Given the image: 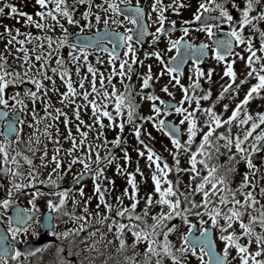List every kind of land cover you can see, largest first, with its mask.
<instances>
[{
  "label": "snow or ice",
  "instance_id": "snow-or-ice-1",
  "mask_svg": "<svg viewBox=\"0 0 264 264\" xmlns=\"http://www.w3.org/2000/svg\"><path fill=\"white\" fill-rule=\"evenodd\" d=\"M34 3L38 6L35 9V16L39 19H34L32 12L21 10L16 3H11L10 0H3V3H0V13L17 21H20V17L23 16L24 25H34L41 30L47 29L49 33L54 31L56 27L61 30L57 36L42 33L34 34L31 31H22L19 27L0 21V23H3V35H0V39L7 36V42L3 45V48L8 51L16 60L19 68L22 69L21 71L12 68L8 63V56L0 51V105L7 106L6 87L8 85H21L24 81H30L34 85V87L25 86L23 88L25 96L32 101V120L25 121L22 116H17L13 121L5 120V130L0 132V137H3L0 140V165H4V174L11 173L8 176L10 183L6 185L9 189V199H0V205L7 209L9 204L14 202L10 199L13 186L16 189L25 186L15 179L16 176H24V173L19 170L21 161L18 157H22L30 166L29 176H32V179L27 180V185L36 183L55 185L58 182L60 173L58 172L56 177H53L52 172L60 169L65 164V161L60 158L62 145L58 126L55 127V136L49 131L53 128V124H46L39 129L48 140L54 143V151L50 157H48L47 143L44 144V151L40 152V165H47L49 161L55 165V168L48 173L47 179H37L39 173L36 167H32L33 160L31 156L26 155L19 148L10 154L9 148L14 143L12 136L15 137V141L21 139L22 127L19 126L27 123L31 127L33 121H35L36 127L39 128V122L45 117H52L55 122L63 114V123L66 128V135L63 139L69 142V146L65 149L68 162L63 167V171L68 173L74 164L83 165L81 170L72 177V182L77 183L85 174L92 176L94 182L93 195L96 196V203L90 210L89 202L92 200V196H88L83 199L81 211L77 213L75 208L80 201L75 196L71 197L72 210L63 211V215L68 216L71 221H79V223L76 227L64 229L63 232L53 231L52 224L54 222L51 217H49L48 224L41 221L36 223L45 228L46 231L52 232L56 237L67 238L69 254L72 251V241L75 239L73 234L78 236L81 231L89 228L93 219L96 224L106 227L107 232L112 233V236H107L106 232H102L98 228H92L88 236L81 237V242L96 236L97 233L101 238L106 239L105 249L112 244L113 239L117 242L112 245L114 253L104 254L100 251L99 241L96 239L91 240L90 243L84 245V251L88 255L80 257L78 264H94V258L99 255H104L100 264H165V258H170L171 264H189L186 253L195 256L200 264H231L232 260H235V264H264V185L258 184L255 173L261 171V167L254 163V154L264 151V127L254 131L259 125L264 124V110L250 112L248 109V102L253 97L264 99V91H262L264 89V55L257 54L258 51L264 53V29H260L258 23L254 22L264 20V0H243V7L237 3V0H231V7L237 10L238 18H234L226 6L228 0H199L198 7L192 16L193 20H200L202 13L203 19L207 20L208 14L215 10L218 12L215 19L222 24L229 25L226 30H223L226 34L213 41V55L219 60H224L225 55L229 54L234 57L239 56L245 61V71L242 77L237 80V73L233 68L234 61H226L224 73L230 79L222 85L216 98L210 104L203 106L200 103L201 95L195 92L193 95H189L185 86L180 85L182 89H185V95L182 96L179 103L171 106V110L181 114L180 123L186 122V128L182 130L184 139H181L178 134L181 130L177 128L176 123L166 122L162 118L152 119L160 112L167 115L170 110L169 107L161 109L153 103L150 116L137 117L136 114L139 105L132 95V84L130 82L133 67L132 62L127 59L129 52H131V61L136 60V52L131 43L134 38L133 31L128 27H125L123 31H114L113 26L122 25L125 21L129 22L138 30L135 35L136 43H142V38L147 32V26L144 22L145 9L141 6L139 0L135 5H130L125 0H119V2L118 0H103L102 3L95 4L93 0H34ZM105 3L107 4L106 9L104 8ZM81 4H87V7L83 9L79 18H77L76 9ZM121 4L124 5L123 8ZM164 7L160 0H151L150 9L156 11L159 24L153 34V41L158 38L156 34L165 32ZM5 8L8 9L7 12L4 11ZM93 8L103 9L105 13L111 10L113 13L111 18L106 14L103 16L104 32L126 45L124 48L125 59L119 60L118 71L116 67L112 68L107 77L101 72L99 83H97V69L89 61L88 49L93 47L97 52L101 51V48L104 51H110L112 55L108 57V61L109 64H113V57L116 55L115 40L112 41L113 47L111 49L103 45L78 44L76 40L68 38L70 34L67 32L64 23L66 21L69 25H80L77 31L71 35H85L83 30L91 26L92 19L94 18L95 22L99 23L102 18L101 12L99 10L93 11ZM172 10L175 12L178 8ZM254 10L255 15H252L251 13ZM122 14L124 18L119 19ZM147 15L151 19V11H148ZM49 18L51 22L46 23ZM81 19L85 21L82 25L80 23ZM174 24L175 21L169 22L170 27ZM246 25L250 28L247 35L244 33ZM199 27L209 37H213V29L218 25L201 23ZM99 31L97 29V32ZM187 31V28L183 29V32L186 33ZM254 32H258L259 35V49L253 44ZM36 41H39L40 44L36 45ZM29 42L33 44L31 51L26 46ZM151 42L149 41V43ZM13 43L15 52L9 48V44ZM45 43L48 46L47 52L43 48ZM181 43L186 45V54L189 49L193 50V59L196 64H199V60L195 56V50L198 49L200 54L203 55L204 50L208 47L207 43L201 41L200 44L196 45L192 44L191 41L170 38L167 47L179 50ZM241 44L244 45L247 56L244 53L231 52L235 45ZM65 45L68 46V57L71 63L75 65V73L78 77L75 83L72 79V71L66 66L65 58L60 53V49ZM38 47L39 51H37ZM21 52L23 55L19 56L18 53ZM145 55L159 57L160 52H145ZM53 56H55L54 65L49 64ZM172 59L173 57H169V60ZM97 60L103 63L99 60V57H97ZM81 63L87 68V72L83 75L80 74ZM125 66H127V72H125ZM33 67L36 69L35 73H33ZM166 67L168 66L166 65ZM195 71L197 76L202 75L200 68H195ZM49 72H51V75ZM168 72H179V68L168 67ZM210 72L211 69H209ZM88 73L91 74L90 79H88ZM137 74L142 77L139 87L143 89L149 84L152 77L150 67L148 71ZM57 75L62 85L65 86L63 92L57 87ZM113 76L119 77L123 84L122 89L117 87L113 81ZM125 76L128 77L129 82H125ZM250 77H254L255 82L250 83L242 98L235 101L230 113L227 116H222L221 112L216 111V102L224 97L228 91L231 92L229 99L237 96L239 86ZM86 79H88L87 85ZM173 79L179 83L180 77L176 75ZM43 80H48L49 84H44ZM105 84L108 87H105ZM191 86L193 88L201 87L198 79L193 80ZM78 88L80 89L79 92L77 91ZM50 91L58 94L61 104L67 102L74 106V118L76 120L74 125H70L68 114L66 112L62 113L60 107L54 109L55 115L53 112L48 111L51 106L50 97L48 96ZM164 91H168L167 85H164ZM139 94L142 97L144 95L143 92ZM147 95L152 100L160 99L153 93ZM70 96L72 99H69ZM76 96H79L80 100H76ZM210 97L211 89L204 90L203 99L207 100ZM11 99L22 110L27 109L28 106L25 100L20 97L19 91L14 89ZM38 99H40L44 109L42 116L37 114L38 110L35 107ZM193 99L195 105L191 106ZM185 100L189 102L187 106L184 105ZM222 107L227 110L229 104L224 103ZM82 111L89 114L90 122L81 116ZM198 111L201 115H197ZM4 114L7 115V113ZM105 120L107 124H105ZM144 120H151L156 127L163 129L170 136L171 143L176 149V151L168 149L176 162L174 170L178 175L174 179H170L168 176V172L172 171L173 167L167 161L161 163L159 154H156L152 147L140 139L141 123ZM126 123L134 125L132 131L146 149L149 167L152 168L154 163V168L151 171L153 188L152 191L145 192L144 205L139 211H136L138 201L141 199L138 194L137 181L134 173L126 170V164L122 166L116 163L115 165L116 172L123 173L127 180L126 186L115 197L116 203H112L109 199L111 187L114 186L113 177L105 174V166L117 159L109 145H119L121 143V132ZM233 123L236 126L235 132H233ZM245 125L247 126L245 127ZM73 126L76 129V134H73ZM106 127L109 129L118 128L120 131H116L112 139L109 140L105 135ZM91 132H94V136L90 138ZM149 135L151 134L149 133ZM31 136L36 138L37 143L40 142L36 131H33ZM102 148L105 149L103 155H101ZM233 148L235 151L232 150ZM181 149L188 154L190 167L187 169L179 167ZM30 151L34 153V147ZM136 151L140 155H145V152L139 148ZM123 152V159L127 162L129 160L127 149H123ZM221 155H225L226 159L221 161L219 159ZM46 157L48 158L46 159ZM240 160H243L246 168L251 170L252 178H249L250 172L246 170L242 173V178L233 186V174L237 171V163ZM92 163H95L94 169L91 167ZM198 165L201 168L200 171L197 170ZM135 171L140 173L143 178V173L138 165ZM185 171L189 173L188 182L186 183L188 191L180 188L182 173ZM104 179H107L109 184H103ZM194 179H196V183L193 187L191 182ZM129 186L131 187L130 191ZM68 191V189L58 190V200L54 202L49 199L47 201L48 208L56 211L64 209ZM75 191L83 197V185ZM153 193L156 194L155 197ZM195 193L200 194L199 199L194 198ZM42 194L39 190H35L29 202L33 203L35 207V196ZM50 195L52 194L50 193ZM123 197H128L130 203L124 204ZM101 205H103L102 211ZM157 205H159V208L152 211V208ZM28 211L27 209L23 211L17 209L15 222H13L11 216L8 218L7 233H10L13 238L19 239V233L27 234L29 231L34 236L40 235L36 231L35 224H30ZM190 216H195L199 220L200 235H191L194 225L193 220L189 219ZM177 217L183 224L187 225V231L178 234L180 247H176L170 239V235L178 230V225L172 222L173 218ZM209 224L212 226L211 228L208 226ZM213 229H215V235L223 242L220 251L215 249ZM141 244L143 245L142 251ZM52 247H54V259L43 261L42 264H67L65 257L61 254L64 248L63 244L53 245L51 241H45L43 244L34 245L25 239L21 248L14 241H8L6 235L0 234V264H9V258H11L13 264H24L20 259L22 256L27 259L37 252ZM232 249L235 250V256L231 254ZM75 251L80 256L78 246ZM129 252L130 254H126ZM137 256L141 258L137 259ZM205 256L208 258L205 259ZM89 257L93 259H89ZM36 264H41V262L37 261Z\"/></svg>",
  "mask_w": 264,
  "mask_h": 264
},
{
  "label": "rangeland",
  "instance_id": "rangeland-1",
  "mask_svg": "<svg viewBox=\"0 0 264 264\" xmlns=\"http://www.w3.org/2000/svg\"><path fill=\"white\" fill-rule=\"evenodd\" d=\"M10 2L16 3L18 8H20L23 11L32 12L34 19H39L38 17L35 16V9L38 6L35 5L34 0H10ZM0 3H3V0H0ZM237 3L241 7H243V0H237ZM226 6L229 8V11L231 12L232 16L234 18H238L239 14H238L237 10L235 8L231 7V0H228V3L226 4ZM84 8L85 7H83L81 5H79L77 7V9H76L77 18H79L80 13L83 11ZM257 10H259V9H257ZM4 11L7 12L8 9L5 8ZM110 13H111V10H108L106 13L104 10H102L101 21L99 23H97V22H95V20L93 18L91 26L89 28H85L83 31L89 30L90 28H94L96 26H100L103 23V16L105 14L109 16ZM251 14L255 15V10ZM23 20H24L23 16L20 17V21H17L14 18L6 17L3 13H0V21H2L3 23H7L11 26H14V27H19V28H21L22 31L27 30V31L33 32L34 34L35 33H42L44 35L50 34L53 36H57L60 34L61 30L59 27H56L54 29V31L49 33L47 29L41 30V29L36 28L34 25H24ZM155 21H156V22H154L155 26L159 25L158 19H156ZM50 22H51V20L49 18V20H47L46 23H50ZM3 23H0V35H3V33H2ZM64 23L66 25L67 32L70 34L68 38L71 40V38L73 36L71 34L75 33L77 31V28L80 27V25H69V24H67L66 21ZM80 23L82 25L85 23V21L83 19H81ZM255 23H258V25L261 27L260 29H264V20H259V21H256ZM123 27L125 28L126 25L123 24ZM244 33H245V35L248 34V25L245 26ZM6 42H7V36H4L3 39H0V51H3L4 54L6 56H8V63L11 65L12 68H15L17 70L22 71V69L19 68V65L17 64L16 60L8 53L7 50H5L3 48V45ZM35 43H36V45L40 44L39 41H36ZM131 43H132V45L135 49V52H136V60L131 61V56H132L131 52H129L127 59L130 62H132V67H134V66L138 67V71L136 73L133 72V74L131 75V79H130V82L132 84V95L135 97L136 103L139 105V107L137 109V113H136L137 117H139V116H150L152 114L151 105L153 103H155L158 107H160L162 109V103H161L160 99L152 100V99L148 98V95H147L148 93H153L157 97H160L161 95H166L170 98L177 99L180 102L182 96L185 95V89H182L180 87V85L181 84L184 85L185 88L187 89V93L189 95H192L190 88H192L191 85H192L193 80L198 79L199 83L201 85V88H203L205 90L210 88L211 91H213V90L214 91H217V90L220 91L222 85L227 83L228 80L230 79L227 76V74L224 73V69L226 67L225 62L228 60L234 61L233 62V68L237 73V80L242 77V75L245 71L244 59L240 58L239 56L234 57L232 55L231 57L225 58L224 60H219V59H217V57L211 56L204 63L190 64L184 70V72L169 73L168 72L169 66L167 64V59H168V57L173 55L175 52H160L159 57H157L156 55L146 56L145 52H154L155 50H151V49L147 50V49L139 48V46L133 40L131 41ZM253 44L255 47H257V49H259V38L253 39ZM26 46L31 51L33 44L31 42H29ZM9 48L12 49L13 52H15L14 43L9 44ZM43 48L47 52L48 46L46 43L43 45ZM37 51H39V47L37 48ZM88 51H89V61L97 69V83H99V74L101 72H103L105 74V76L107 77V75L109 74V72L112 68L116 67L117 71H118L117 66L119 64V60L125 59L124 50L120 56L113 57V60H114L113 64H109V61H108V57L111 54H109L107 52H97V51H93V50H89V49H88ZM235 52L244 53V55L247 56V52H246L243 44L238 45ZM60 53L65 58L66 66L72 71V79L75 83L78 80V77L75 73V65L71 63V60L68 57V46L65 45L62 49H60ZM257 54L258 55H264V53H260L259 51L257 52ZM18 55L22 56L23 53L22 52L18 53ZM97 57H99V60L103 61V63L98 62ZM54 63H55V56H53L52 60L49 61V64L54 65ZM166 65L168 67H166ZM149 67H150V70L152 72V77L150 79V82L143 89H140L139 86H140V83L142 82V77L139 76L137 73H144V72L149 70ZM197 67L200 68L202 71V75H200V76H197V74H196L195 68H197ZM209 69H211L210 73H209ZM35 72H36V69L33 67V73H35ZM86 72H87L86 66L83 63H81L80 74L83 75ZM125 72H127V66H125ZM49 74L51 75V72H49ZM176 75H179V77H180L179 83H177L176 80L173 79V77ZM90 78H91V74L88 73V79H90ZM88 79H86V85L88 83ZM124 80H125V82H129L127 76H125ZM113 81L116 83L118 88H121V89L123 88V84L121 83L118 76H113ZM24 82L31 84L30 81H24ZM253 82H255V78L250 77L247 82H245L244 84H241L239 86V89H238V95L233 97L232 99H229V97L231 96V92L230 91L226 92L225 96L220 99V105H217L218 102H216V104H215L216 111L221 112L222 116H227L230 113L231 108L234 106L235 101L242 98L247 87L250 85V83H253ZM43 83L47 85V84H49V81L43 80ZM234 83H235V81H234ZM56 84H57V87H59L61 92L65 91V86L62 85V82H61L58 75L56 76ZM164 85L168 86V91H164ZM105 87H108V85L105 84ZM14 89L16 91H19L20 97L25 100V103L28 106L26 110H22L21 107L18 104H15V101L13 99H11V96H12ZM41 91H42V89H41ZM77 91L79 92L80 89L78 88ZM262 91H264V89H262ZM6 92H7V97H8L7 106L13 107L15 105V107H13V108H19L23 111V118L25 119V121L32 120V115H31L32 101L28 97L25 96L23 88H21V85H15V86L8 85L6 87ZM140 92H143V94H144L143 97L139 94ZM48 96L50 97V104H51V106L48 108V111L53 112L55 115L54 109L56 107H60L62 109V113L66 112L68 114L70 125H74L76 123V120L74 118V106L71 103H67V102L64 104H61L59 99H58L57 93L50 91V92H48ZM69 99H72V97L70 96ZM75 99L80 100V97L76 96ZM212 100L203 99V96H202L200 103L203 106L206 104H210L212 102ZM224 103L229 104V108L227 110L223 109V107H222V105ZM188 104H189V102L187 100H185L184 105L187 106ZM194 105H195V100L193 99L191 106H194ZM35 107L38 110L37 114L42 116L44 109H43V106L40 102V99L37 100ZM248 109L250 112L264 110V99L253 97V99H251L248 102ZM163 114H164L163 112L157 113V115L153 116L152 119L154 120L157 118H162ZM197 115H201L199 113V111L197 112ZM241 115H242V113H241ZM81 116L86 121L90 122V117H89V114L87 112L82 111ZM168 117H170V118H172L175 121L180 123L181 114L175 112L174 110H171ZM63 119H64L63 114H61L58 117V119L55 120V122L53 121L52 117H45L42 121L39 122V128L36 127L35 121H33V125L31 127L27 123L20 126V127H22V134H21V139L19 141V145L25 146L28 151H30V149H32L34 147L35 152L33 153V155H31L32 160H33L32 167L37 168V172L39 173V176L37 177L38 180L47 179L48 173L50 171H52L53 168H55V165L51 161H49V164H47V165H40L39 164L40 152L44 151V144L45 143H47V145H48V148H47L48 157H50L52 152L54 151L53 141L48 140L47 137L39 129L43 128L46 124H53V128L49 129V131L52 132L53 136H55L56 135L55 127L56 126L59 127L60 135H61L60 143L62 145V147L60 148V153H61L60 158L62 161H65V164L62 165V167L60 169H57L56 171L52 172L53 177H56L58 172L60 173V178L57 182L58 184H56V185H63L65 182L70 180L75 175L76 172H79L81 170V168L83 167V165H81V164H74L72 169H70L68 173H64V171H63V167H65L66 163L68 162L67 156L65 153V149L69 146V142L65 141L63 139L64 135H66V128H65V125L63 123ZM124 119H126V117H124ZM137 122H139V120H137ZM105 124H107L106 120H105ZM181 124H182V129L186 128V122L181 123ZM246 126L247 125H245V127ZM133 127H134L133 124L126 123L122 132H121V136H122L121 143L119 145H111V144L109 145V148H111L112 152L115 154V157H117V159L115 161H113L111 164H108L105 166V168H106L105 174H106V176L113 177L114 186L111 187L109 199L111 200L112 203H116L115 197L126 186L127 180H126V177L123 173H117L116 172L115 165H116V163H119L122 166H124L126 164V170L132 171L134 173L135 180L137 181V187L139 190L138 194L141 197V199L138 201L136 211H139L144 205L143 197H144L145 192L152 191V188H153V182L151 180V171H152V168H154V163H153L152 168H150L149 167V161H148L147 155H146V149H144L143 145L137 139L134 131H132ZM232 127H233V132H235L236 126L234 123H233ZM261 127H264V124L259 125L258 128L254 131H258L259 128H261ZM33 131L37 132V135H38L39 141H40L39 143H37L36 138L31 136V133ZM72 131H73V134H76V129L74 126L72 127ZM116 131H120V129H118V128L109 129L106 127L105 128V135L107 136V138L109 140H111L112 137L115 135ZM241 131H242V129H241ZM149 133L151 135H149ZM93 136H94V132H91L90 138ZM140 139L143 140L150 147H152L156 154H159V156L161 157V161H160L161 163H163L164 161H167V163L173 167V170L168 172V176L170 179H174L175 176L178 175V173L174 170L176 162L173 159L172 153L168 149H172V151H176V149L174 148V146L171 143L170 136L163 129L156 127L152 123L151 120H144L141 123ZM182 139H184V134H183ZM196 139L198 140V137ZM125 148L127 149L128 156H129V160L127 162H125L123 159V156H124L123 149H125ZM138 148L141 149L142 151H144L145 155H140L136 151V149H138ZM232 150L235 151L234 148ZM104 151H105V149L102 148L101 149V155H103ZM26 155H29V154H26ZM48 157H46V159ZM18 158L22 163L25 164V166L24 165L22 166L21 164L19 165V170L24 173V176L23 177H19V176L15 177V179L18 180L21 184H23L25 186L33 187V188H36L39 186L44 187V188H50V187L55 186L52 184H43V183H36L34 185H27V180L32 179V176H29L30 166L27 164L26 161L23 160L22 157H18ZM219 159L221 161H223L226 159V156L221 155L219 157ZM93 160H94V157H93ZM137 165L139 166L141 172L143 173V178L141 177L140 173H137L135 171V168ZM91 167L94 169L95 163H92ZM179 167L184 168V169H187L190 167V165L188 163V154L185 153L183 149L180 150V154H179ZM260 167H261V171L256 172L255 176L257 178L258 184L264 185V160H263V163L261 164ZM197 170L198 171L201 170L199 165L197 166ZM246 170L250 172L249 178L251 179L252 178L251 170L246 168V165H245L243 160L238 161L237 171H236V174L233 176V179H232L233 186H235V184L242 178V173ZM188 176H189V173L187 171L182 173V182L180 184V188L184 191L189 190L186 187V183L188 182ZM196 179H199V178H196ZM196 179H194L191 182L193 184V187L196 183ZM93 183H94L93 178L91 176L88 179H86L84 182L79 183L72 190V192L76 193L77 200L80 201V203L77 204V206H76V208H77L76 212L77 213H79L81 211V205H82L83 199L87 198L90 195L92 196V200L89 202L90 210H92L93 205H95L96 196L93 195ZM102 183L103 184H109V181L107 179H104L102 181ZM81 185H83V191H84L83 197H81L75 191V189L80 188ZM36 190H38V189H36ZM130 190H131V187L129 186V191ZM153 195L155 197L156 194L153 193ZM42 198H44V199L50 198L54 202H56L58 199V196L49 195V196H42ZM194 198L199 199L200 194L195 193ZM123 201H124V204L130 203V200L128 197H123ZM158 208H159V205L153 207L152 211H156ZM102 210H103V205H101V211ZM189 219L193 220V223L194 222L198 223V230H199V227H200L199 220L195 216H190ZM205 220L207 223L206 217H205ZM172 222L176 223L178 225V230L173 232L170 235V239L174 242V245L176 247H180L178 234L180 232L187 231V225L183 224L178 217L173 218ZM77 223H79V221H77V222H73V221L65 222V223H63L62 228L64 226H67V228L76 227ZM93 224H96L94 219L91 221L90 225H93ZM208 226H211V225L209 224ZM98 229H100V228L98 227ZM101 229H103L104 232H106L107 234L110 233V232H107L106 227H102ZM86 230H88V228ZM90 232L87 231L86 233H84V230H83L80 232L79 236L80 235H81V237L88 236ZM97 236L98 235L90 237L88 240H86V242L90 243L91 240L96 239ZM110 236H112V233H110ZM215 238H216V241L218 244V248L221 250L223 242L220 241L219 237L216 235H215ZM129 239H130V237H129ZM140 248L142 251L143 250L142 244L140 245ZM126 254H130V252L126 253ZM231 254H232V256H235V250L234 249H232ZM80 255L85 256L84 255V249L80 253ZM185 255H187V257H188L189 264H200L198 259L195 256H193L191 253H186ZM140 258L141 257L137 256V259H140ZM153 259H155V258H153ZM205 259H207V256H205ZM165 264H171L170 258H165ZM231 264H235V260H232Z\"/></svg>",
  "mask_w": 264,
  "mask_h": 264
},
{
  "label": "flooded vegetation",
  "instance_id": "flooded-vegetation-1",
  "mask_svg": "<svg viewBox=\"0 0 264 264\" xmlns=\"http://www.w3.org/2000/svg\"><path fill=\"white\" fill-rule=\"evenodd\" d=\"M93 2H94V4L95 3H102L103 0H93ZM118 2H119V0H118ZM125 2L130 4V5H135L137 3V0H125ZM160 2L165 6L163 8V13L165 16V21H164L165 32L156 34L158 36V38L153 41V34L155 33L156 27L159 26V25L155 26V23H154V22H156L155 20L158 19L157 13L154 9H150L151 0H139V3L141 4V6L144 7V9H145L144 21H146L145 24L147 26V30L149 31L144 44H141V43L137 44L136 40L133 38V41L139 46V48L147 49V50L151 49V50H155V51H159V52H178L179 50H177V48L167 47V44H168V41L170 38L173 40L179 39L181 41H191L192 44H196V45L200 44L201 41H205L208 45L207 48H208V51L210 52V54L204 60L199 61V64L204 63L205 61L208 60V58H210L211 56H214L213 55V51H214L213 41L216 38L225 35L226 33L223 30H226L229 27V25L228 24H222L217 19H211L209 21H200V22H198V20H193L192 16L198 7L199 0H160ZM81 6L87 7V4H81ZM122 6H124V5L121 4V7ZM104 8H107L106 3L104 4ZM173 8H178V10L174 12L172 10ZM97 10H99L102 13L103 9L93 8V11H97ZM148 11H151V19L148 18V15H147ZM129 12H130V10H129ZM213 12H216V11L213 10ZM201 15L203 16V13ZM112 16H113V13L111 12L109 14V17L111 18ZM123 18H124L123 14L119 16V19H123ZM170 21H175V24L172 25L171 27L169 26ZM254 22H256V21H254ZM201 23H210L213 25H218V27H214V29H213V31H214L213 37H209L206 34V32L199 27V24H201ZM124 25H126V27L130 28L131 30L134 27L133 25H131L127 21H125ZM103 27H104V23H102L100 26H96L94 28H90L89 30H85L84 32L94 33V32H97V29L101 30ZM258 27L261 28L259 25H258ZM113 28L116 30H121V31L124 30L123 24L122 25H115V26H113ZM184 28L188 29V31L186 33L183 32ZM249 32H250V28L248 26V34H249ZM255 38H259L258 32L253 33V39H255ZM110 41L111 40H107L106 42L110 43ZM149 41H152V42L149 43ZM182 45L184 47L186 46L184 43H181L179 45V49H180V46H182ZM89 50L94 51L95 49L89 47ZM235 51H236V49L233 52H235ZM99 52H110V51L101 50ZM231 56H232L231 54L225 55L224 59L229 58ZM190 64H195V62L191 60L188 63V66ZM247 81L248 80H246L245 82H247ZM204 90L205 89H203L201 87L200 88H193V87L190 88L192 95L195 92L196 94L201 95V97L203 96ZM218 93H219V90L211 91V97L208 100L215 99ZM217 102H218L217 105H220V99ZM170 112H171V109L169 110L167 115L163 114V116H169ZM221 127H223V126H221ZM2 139H3V137H0V140H2ZM12 140L14 141V143L9 148L10 154L12 151L17 150V148H19V150H20L19 141H15V138H12ZM263 160H264V151L262 153V157H261L259 163H257V164L261 166V164L263 163ZM20 164L22 166L23 165L25 166V164L22 162H20ZM0 166H2V165H0ZM235 174H236V172L233 174V176ZM9 175H11V173H9V174H1L0 173V199H9V196H8L9 189L6 186L10 183V181L8 179ZM89 177H91V176L89 175L86 179H88ZM86 179L78 181L77 183H74L71 186H66V184L70 183V181H72V178L70 180H68L67 182H65L63 185H56V184H58V183H56L55 186L50 187V188H44V187L33 188V187H29V186H24L22 188L16 189L13 186L12 195H11L10 199L14 202L10 203L7 209H4L3 206L0 205V234L6 235L7 240L12 241L13 237L11 236L10 233H7L8 218L11 216L13 218V222H15V216L17 213V209H20L21 211H23L24 209H27V210H29L28 211V215L30 217L29 222H30V224H35L36 231L38 233H40V235L34 236V235H32L31 231H29L27 234L21 232V233H19V237H20L19 241L21 243H23V241L26 239L27 241H29L30 243H32L34 245L43 244L45 241H51L53 245L63 244L64 248H63V251L61 254L65 257L67 264H77L80 257H82V256H78V257L76 256V251H75L76 235L73 234V236H75V239L72 241V251H71V254H69V246L67 243V238L54 236L52 234V232L46 231L45 228L40 227V225L37 224L36 222L41 221L44 224H48L49 217H51V220L54 222L52 224L53 231L54 232H63L64 229L67 228V226H64L62 228L63 223L71 221L68 216L63 215V211H65V210L71 211L72 210V207H71L72 206V199H71V197H73V196L76 197V193L72 192V190L74 189L75 186H77L79 183L84 182ZM36 189H38L43 194L40 196H35V199H34L35 207H34L33 203H30L29 200L34 195V192ZM60 189H68L69 190L68 195L66 196L65 208L60 210V211L49 209L47 206V201L50 198L44 199V198H42V196H49L50 193L52 195L58 196V190H60ZM75 211H77V208H75ZM53 252H54V247L46 249L42 252H37L33 256H31L27 259L24 258L23 256L20 259L24 262V264H36L37 261H40L42 264L43 261H52L54 259ZM89 259H91V258L89 257ZM9 264H13V262L11 261V258H9Z\"/></svg>",
  "mask_w": 264,
  "mask_h": 264
},
{
  "label": "water",
  "instance_id": "water-1",
  "mask_svg": "<svg viewBox=\"0 0 264 264\" xmlns=\"http://www.w3.org/2000/svg\"><path fill=\"white\" fill-rule=\"evenodd\" d=\"M123 7L124 6H122V8ZM216 15H218L217 12H211V13L208 14V19L207 20L203 19V16H202V18L200 20H198V22H200V21H209L211 19H215ZM144 22H146V21H144ZM114 31H117V30H114ZM132 31H133V36L135 38V35H136L138 30H137L136 27H133ZM84 33H85V35H82V36H74L72 40H76L78 42V44H80V43H82V44H92V45H95V46L103 45V46H106L108 49H111L113 47V45L110 46L107 43L102 42V41H105V40L113 41V40H115L116 55H120L122 53V49H123L125 44L121 43L118 39H116V38H114V37H112L110 35H106L105 32H104V28L101 29L99 32H94V33H86V32H84ZM148 33H149V31L147 30V32L145 33V35L142 38V43L141 44H143L145 42L146 36H147ZM185 48H186V46L185 47L183 45L180 46L179 51L171 56V57H173V59L172 60L168 59V64H169L170 67H173V68H177L178 67L179 71H182L186 67L188 61L190 59H193V50L189 49L187 54H186L185 53ZM234 48H235V46L231 49V52L233 51ZM101 49H103V48H101ZM208 54H209L208 48H206L204 50V54L203 55L200 54L198 49L195 50L196 59H198L199 61L205 59L208 56ZM133 71L136 72L137 71V67H134ZM21 86H22V88H24L25 86L32 87V85H30L28 83H22ZM161 100L166 102V103H163L164 104L163 108H165V107L171 108L172 105H174L175 103H178V101L170 99V98H167V97H164V96L161 97ZM4 113H7V115H5ZM22 114H23V111L21 109H17V110L11 111V108L9 106H1L0 105V132L5 130V127H6V125L4 124L5 120L13 121V120H15V118L17 116H22ZM163 120L166 121V122L176 123L177 128L181 130L178 134L182 138V127H181L180 123H177V122H175L174 120H172V119H170L168 117H164ZM13 137L14 136H12L11 138H13ZM262 153H263V151H261L259 153H256L254 155L255 156L254 163H259V161H260V159L262 157ZM3 168H4V165L0 166V173L1 174H4ZM87 176L88 175L85 174L79 180L84 179ZM72 184H73V182L71 181L69 184H67V186L72 185ZM193 225H194V227H193V232L191 233V235H200V233L197 231L198 224L196 222H194ZM209 227L211 228L212 226H209ZM212 234H213V238H214L215 249L217 251H220L219 248H218L216 239H215L214 229H213V233ZM12 241H14L18 247H21V248L23 247V243H21L19 241V239L13 238Z\"/></svg>",
  "mask_w": 264,
  "mask_h": 264
},
{
  "label": "trees",
  "instance_id": "trees-1",
  "mask_svg": "<svg viewBox=\"0 0 264 264\" xmlns=\"http://www.w3.org/2000/svg\"><path fill=\"white\" fill-rule=\"evenodd\" d=\"M20 150H22V152H24V153H28L30 156L33 155V152L28 151V150L26 149V147L23 146V145H20ZM95 227H96V228L99 227V228H100V231L104 232V230L101 229V228H102L101 225H99V224H93L92 228H95ZM97 235H98V236L96 237V240L99 241L100 251H101L102 253H104V254H111V253H114V248H113L112 245L116 244L117 242L113 239L112 244H110V245L105 249V248H104V244L107 243L106 239L101 238V237L99 236V233H97ZM106 235L110 237V233H108V234L106 233ZM85 244H87L86 240H85V241L83 240V241L81 242V235H80V236H79V235L76 236L75 248L78 246V247L80 248V253L83 251V249H84V245H85ZM84 255H88V253L84 251ZM76 256L78 257L77 254H76ZM80 256H81V255H80ZM90 258L93 259L92 257H90ZM103 258H104V255L96 256V257L94 258V264H100V262L103 260ZM77 264H78V262H77Z\"/></svg>",
  "mask_w": 264,
  "mask_h": 264
}]
</instances>
